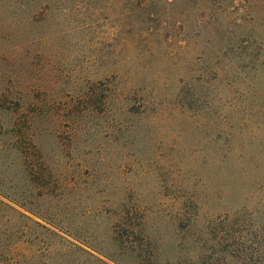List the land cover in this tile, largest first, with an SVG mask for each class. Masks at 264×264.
I'll return each mask as SVG.
<instances>
[{
	"label": "rangeland",
	"instance_id": "1",
	"mask_svg": "<svg viewBox=\"0 0 264 264\" xmlns=\"http://www.w3.org/2000/svg\"><path fill=\"white\" fill-rule=\"evenodd\" d=\"M254 3L160 1L149 11L165 12L161 25L141 34L124 26L120 0L0 3V118L33 120L51 176L19 181L26 215L49 229L40 252L264 264V3Z\"/></svg>",
	"mask_w": 264,
	"mask_h": 264
},
{
	"label": "trees",
	"instance_id": "2",
	"mask_svg": "<svg viewBox=\"0 0 264 264\" xmlns=\"http://www.w3.org/2000/svg\"><path fill=\"white\" fill-rule=\"evenodd\" d=\"M49 1L58 0H0V3L38 10L41 5H49ZM160 1L163 4H171L174 0L171 2L168 0H120L122 6L119 12L120 19L125 23L124 26L131 27L137 33L150 31L152 28L147 25L149 23L161 25L159 23L162 21L160 15L165 14V12L152 13L149 11ZM263 3L264 0H255L254 4L260 11L263 8ZM37 10L31 14V17L39 15L40 12ZM180 24L175 23L174 26L178 28ZM146 26L147 28H145ZM255 45L258 54L261 53L262 42L259 44L255 40ZM10 115L12 122L8 127L4 126L0 118V138L8 137L12 143L10 147L0 144V264H46L45 261L37 258H50L49 264H78L76 258L70 257L76 249L82 251L80 248L62 245L57 250L56 247H52L45 253L36 248L40 231L49 229L26 215L25 212L28 210L20 182L29 181L35 186L42 182L44 185L50 182L51 176L44 172L39 149L33 140L31 130L33 120L27 116L21 118L22 114L17 115L15 112ZM6 152H8V157H12L10 162H5L2 159ZM11 165L16 166V172L9 171ZM33 215L44 221L41 216ZM30 246L33 247V250L28 249ZM81 264L86 263L83 261Z\"/></svg>",
	"mask_w": 264,
	"mask_h": 264
}]
</instances>
